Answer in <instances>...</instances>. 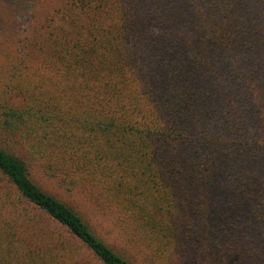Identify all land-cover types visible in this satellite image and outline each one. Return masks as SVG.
Returning <instances> with one entry per match:
<instances>
[{"label": "trees", "instance_id": "16d2710c", "mask_svg": "<svg viewBox=\"0 0 264 264\" xmlns=\"http://www.w3.org/2000/svg\"><path fill=\"white\" fill-rule=\"evenodd\" d=\"M3 22L0 264H264V0Z\"/></svg>", "mask_w": 264, "mask_h": 264}, {"label": "rangeland", "instance_id": "374dc122", "mask_svg": "<svg viewBox=\"0 0 264 264\" xmlns=\"http://www.w3.org/2000/svg\"><path fill=\"white\" fill-rule=\"evenodd\" d=\"M57 3V0H0V25H3V17L8 18L9 21L16 24L25 25L35 18H41L50 8ZM9 22V23H11ZM3 29L0 26V32ZM40 185L49 192L57 195L60 199L68 203L70 206L79 211L84 218L92 225V227L107 237L110 238L106 230H102L98 225L101 222L100 216L95 215L91 205L84 201V199L74 192H67L61 189L55 181L41 178ZM101 229V230H100ZM142 264V263H141ZM168 264H186L179 256H174L168 259Z\"/></svg>", "mask_w": 264, "mask_h": 264}]
</instances>
